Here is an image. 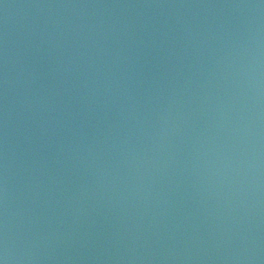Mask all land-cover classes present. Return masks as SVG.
Here are the masks:
<instances>
[{"label":"water","instance_id":"water-1","mask_svg":"<svg viewBox=\"0 0 264 264\" xmlns=\"http://www.w3.org/2000/svg\"><path fill=\"white\" fill-rule=\"evenodd\" d=\"M0 264H264V0H0Z\"/></svg>","mask_w":264,"mask_h":264}]
</instances>
